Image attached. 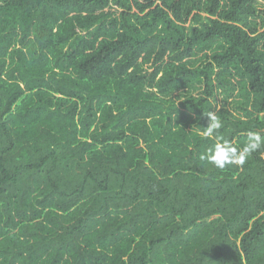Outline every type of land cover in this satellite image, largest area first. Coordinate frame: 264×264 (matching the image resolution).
<instances>
[{"label":"trees","instance_id":"obj_1","mask_svg":"<svg viewBox=\"0 0 264 264\" xmlns=\"http://www.w3.org/2000/svg\"><path fill=\"white\" fill-rule=\"evenodd\" d=\"M259 1L0 0V264H264Z\"/></svg>","mask_w":264,"mask_h":264},{"label":"clouds","instance_id":"obj_2","mask_svg":"<svg viewBox=\"0 0 264 264\" xmlns=\"http://www.w3.org/2000/svg\"><path fill=\"white\" fill-rule=\"evenodd\" d=\"M206 116L209 124L201 135L213 139L214 143L201 154L200 159L215 169L224 170L229 165L243 166L252 153L264 149V136L260 130L248 131L246 143L238 147L220 134L223 122L214 112L210 111Z\"/></svg>","mask_w":264,"mask_h":264},{"label":"rangeland","instance_id":"obj_3","mask_svg":"<svg viewBox=\"0 0 264 264\" xmlns=\"http://www.w3.org/2000/svg\"><path fill=\"white\" fill-rule=\"evenodd\" d=\"M258 7H259V9H260L261 11H264V0H260V1L258 2ZM261 31H264V28H262ZM209 54L211 55V53H209ZM201 55H202V54H200V57H201ZM236 83H237V80L232 81V84H233L234 86H237ZM199 89H200V90H199ZM199 89L196 90L195 92H193V95H194V96H199V95H201V93H202V85L199 86ZM237 92H238V90H236V91L233 93V96L230 97V98L228 99L227 103L225 104V103H224V97H225V94H224L223 90H219V91L217 92V94H216V97L213 99V104H214L218 109H220L221 107H223L224 105H226V108H227L228 110L233 111V110H234V105H233V103H234V101H237V100H238V98H237V94H238V93H237ZM179 94H180V93H176L173 97H177ZM234 111H235V110H234Z\"/></svg>","mask_w":264,"mask_h":264}]
</instances>
